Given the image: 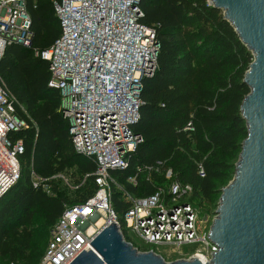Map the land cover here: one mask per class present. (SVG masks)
<instances>
[{"label":"trees","instance_id":"1","mask_svg":"<svg viewBox=\"0 0 264 264\" xmlns=\"http://www.w3.org/2000/svg\"><path fill=\"white\" fill-rule=\"evenodd\" d=\"M30 14L31 46L6 45L0 75L22 103L28 125L10 132L21 139L19 178L0 196V264L30 263L43 255L41 218L47 239L65 204L84 202L95 189V161L76 151L61 112L60 90L48 84V60L34 53L50 47L61 32L55 0H24ZM140 21L152 26L160 43L157 68L142 78L140 118L133 125L143 140L129 155L125 169L110 174L135 195H147L172 177L192 185L194 203L217 205L222 188L233 178L235 163L247 136L240 105L249 92L244 74L253 55L223 10L210 0H140ZM191 121V128L185 129ZM163 161L150 178L137 167ZM205 171L198 174L199 165ZM34 172L40 179L33 185ZM58 174H63L65 179ZM114 209L127 208L122 192L111 190ZM41 255V256H40Z\"/></svg>","mask_w":264,"mask_h":264},{"label":"built area","instance_id":"2","mask_svg":"<svg viewBox=\"0 0 264 264\" xmlns=\"http://www.w3.org/2000/svg\"><path fill=\"white\" fill-rule=\"evenodd\" d=\"M139 2L55 0L61 32L50 47L34 51L49 62L48 84L60 90L61 112L68 119L74 149L96 163L94 193L84 202L65 204L37 264H68L81 250L92 248L95 234L111 221L140 251L159 254L156 246L168 244L181 252V244L197 242L184 258L197 257L206 263L218 250L208 235L210 225L201 231L206 219L200 218V207L191 200L192 185L173 178L170 167L164 170L170 181L155 185L147 195L131 193L110 174L111 169L128 167L130 153L143 140L133 128L140 118L142 78L151 76L158 64L160 43L154 27L140 21ZM30 23L24 0H0V57L11 42L31 46ZM18 108L25 112L0 75V196L20 176L23 142L12 140L10 132L26 127L28 121ZM190 125L191 121L185 129H192ZM161 167L163 161L139 166L126 179L135 185L139 172L150 178L151 171ZM198 174H205L201 164ZM31 175L37 186L42 179L34 172ZM112 184L128 204L121 212L111 202ZM128 229L149 246L134 244Z\"/></svg>","mask_w":264,"mask_h":264},{"label":"water","instance_id":"3","mask_svg":"<svg viewBox=\"0 0 264 264\" xmlns=\"http://www.w3.org/2000/svg\"><path fill=\"white\" fill-rule=\"evenodd\" d=\"M223 10L253 59L244 74L249 86L240 105L247 136L233 178L222 188L209 238L218 246L210 261H166L128 242L115 222L105 224L68 264H264V0H210Z\"/></svg>","mask_w":264,"mask_h":264},{"label":"rangeland","instance_id":"4","mask_svg":"<svg viewBox=\"0 0 264 264\" xmlns=\"http://www.w3.org/2000/svg\"><path fill=\"white\" fill-rule=\"evenodd\" d=\"M198 206L200 207V218H202L203 220L206 219V221L200 225L201 231H203V230H206L207 227H209V225L212 222L213 218L216 216V212H213V211H215L218 208V204L217 205L200 204ZM34 223H35V225H37L39 227V229L41 231L39 242H40L41 245L43 244V246H44L45 242L47 240V235H45V228L42 226L41 218L36 217L34 219ZM127 235L134 242V244H136L137 246H139V247H147V246H149L143 239H141L131 229H128ZM196 243L197 242L181 244L178 247L181 250V252H179L177 249H175V250L171 249L172 246H170L168 244H158L156 246V250L159 252L160 255L163 256V258L166 261H173V260H176V259L184 258L185 254L190 252L192 250L193 246L196 245ZM39 260H40V257L38 259H33L28 264H37L39 262ZM19 264H27V263L26 262H21Z\"/></svg>","mask_w":264,"mask_h":264},{"label":"bare ground","instance_id":"5","mask_svg":"<svg viewBox=\"0 0 264 264\" xmlns=\"http://www.w3.org/2000/svg\"><path fill=\"white\" fill-rule=\"evenodd\" d=\"M102 221V219H99V222H101Z\"/></svg>","mask_w":264,"mask_h":264}]
</instances>
